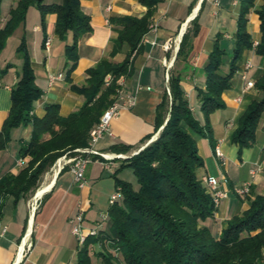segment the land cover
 Here are the masks:
<instances>
[{
    "label": "crops",
    "instance_id": "obj_1",
    "mask_svg": "<svg viewBox=\"0 0 264 264\" xmlns=\"http://www.w3.org/2000/svg\"><path fill=\"white\" fill-rule=\"evenodd\" d=\"M16 1H9L4 19H1L2 24ZM79 1L82 11L90 18L91 31L78 42V61L72 72L69 73L71 63L65 59V48L72 43V34L67 33L64 39L55 33V14H47L42 27L39 12L30 9L25 22L7 38L0 52V130L11 107V89L20 77L22 59L17 56L16 50L24 38L35 84L42 93L41 98L34 103L32 111V115L39 118L44 115L46 106L51 104L59 105V114L63 117L79 110L86 98L73 91L71 86L83 87L88 78L87 71L102 59L115 64L127 59L129 75L118 81L124 84V92L127 95L135 97V105L121 109L118 117L110 124V134L101 138L94 148L105 154H121L111 150L112 147L120 145L130 147L127 154L142 150L158 135V132H154L157 107L165 93L169 94L166 74L169 75L175 68V57L181 38L191 29L193 20L197 21L199 28L197 35L192 39V49L187 58L189 69L183 72L181 88L193 117L202 126L203 114L197 96V89H203L205 85L202 70L208 63V56L215 43L218 42L225 52L222 66L227 65V69L222 71L224 74L228 72L241 0H158L149 25L150 27L157 24L156 31H150L148 28L135 51L129 53L128 46L123 45L113 57L109 53L115 31L114 26L109 23V18H141L147 8L141 5L139 0ZM60 2L61 0L44 1L47 5ZM261 4L262 0H255L248 14L247 30L252 43H258L260 39V23L256 11ZM16 32L20 35L13 41L12 57L6 60L3 58L4 53ZM47 40L48 49L45 47ZM246 62H250L251 68L244 80L241 71ZM6 65H10V68L1 74ZM168 65L171 67L167 70ZM59 73L63 76L62 80L49 87L48 75ZM262 74L264 56L255 55L253 50L245 51L231 80L230 89L222 94L225 107L210 116V133L205 131L201 136L190 133L204 164L197 171L198 178L202 180L205 176H212L218 180L220 187L228 192V196L216 209L214 217L203 223L215 236L219 235L230 218L249 207L247 198L238 197L233 193L235 186L249 183L252 194L264 195V114L259 120L254 144L243 149L240 156L238 147L230 141L237 120L246 107L264 97V93L254 87L242 92L247 81L255 83ZM238 97L241 98L239 103L235 101ZM167 117L168 115L165 119ZM229 121L233 122V127L227 126ZM31 129V124H28L12 130L9 142L5 148L0 149V177L7 173L17 174L26 163L27 159H21L18 151L21 145L28 142ZM216 147L221 150L223 158L215 155ZM89 159L84 173L85 186L82 188L74 183L68 169L57 172L51 167L49 172L44 173L37 191L45 190L32 216L30 198L14 201L9 197L4 201L0 218V264L15 263L17 247L25 232L30 233L32 249L20 264H75L81 245L72 234L71 220L79 212L83 214L84 233L95 227L98 222H102L101 230L106 232L107 221H102L101 216L107 215V201L116 189L113 175L120 180L134 183L119 176L122 160H115L109 168H104L100 157L90 156ZM134 186L137 187L135 184ZM101 253L113 255V250L108 244H95L90 247L91 256L99 259L102 258ZM113 264L123 263L118 259L113 261Z\"/></svg>",
    "mask_w": 264,
    "mask_h": 264
},
{
    "label": "trees",
    "instance_id": "obj_2",
    "mask_svg": "<svg viewBox=\"0 0 264 264\" xmlns=\"http://www.w3.org/2000/svg\"><path fill=\"white\" fill-rule=\"evenodd\" d=\"M44 1H16L7 20L0 24V52L7 38L25 22L30 9L39 12L42 27L45 16L52 13L56 15L55 33L60 38L69 32L72 34V43L65 48V59L71 63L70 73L78 61V42L91 31L90 18L82 11L79 0H61L58 4L49 5ZM157 2L139 0L147 8L141 18H109L115 31L110 42L111 57L123 45L128 46L129 53L135 51L148 31ZM254 3L255 0H241L228 72L224 74L221 69L225 52L218 42L202 70L205 85L203 89H197L203 114L202 126L193 117L181 88L183 72L189 69L187 58L192 49V39L198 33L197 21L193 20L191 29L183 34L175 57V68L168 76L169 94L165 93L156 111L154 132L158 135L136 155L122 160L119 167L132 170L137 187L113 175L116 188L121 190V198L109 205L106 218L109 232L101 231L98 237H87L75 264H91L90 247L95 244H108L113 250V255L101 253L103 264H113L118 259L123 264H264V195H254L250 190L243 197L247 198L249 207L230 218L218 236L213 235L203 223L214 217L216 208L197 176V171L204 164L190 134L201 136L205 131L210 133V116L225 107L222 94L230 89L245 51L253 50L255 55L264 56V0L256 11L260 39L254 48L247 30L248 14ZM16 54L22 59L20 77L11 89V107L0 130V149L9 142L13 129L28 124L32 129L28 142L18 151L21 159H27L26 163L17 174L7 173L0 177V218L6 199L28 198L42 175L58 158L65 154L75 156V149L87 146L90 130L116 98L118 80L129 75L127 59L119 64L102 59L87 71L88 78L83 87L71 86L73 91L86 98L79 110L63 117L59 114V105L51 104L39 118L33 116L32 111L42 93L35 84L24 38ZM9 68L10 65H6L1 74ZM107 76L110 80L105 85ZM254 88L264 93V74L255 81ZM262 114L264 97L251 102L238 118L230 141L238 147L239 156L243 149L254 144ZM111 150L127 154L130 147L120 145Z\"/></svg>",
    "mask_w": 264,
    "mask_h": 264
},
{
    "label": "built area",
    "instance_id": "obj_3",
    "mask_svg": "<svg viewBox=\"0 0 264 264\" xmlns=\"http://www.w3.org/2000/svg\"><path fill=\"white\" fill-rule=\"evenodd\" d=\"M1 22H3L1 20ZM157 29V24H152L149 27L150 31H156ZM257 42H254L252 44L253 48L257 45ZM49 46V40L45 42V47L48 49ZM171 66H167V70ZM251 68L250 62H246L243 66V69L241 71L242 78L245 80L246 79V74L248 70ZM168 74H166V81H168ZM63 76L62 74H50L48 75L47 81H48V86L51 87L54 85L56 82L62 80ZM110 80V77L107 76L105 78V85H108V82ZM119 88L116 93V98L114 102L103 111L101 114L99 121L97 124H95L92 129L89 132V139L87 146L84 148L80 149H75L73 152L76 153L75 156H68L67 154L62 155L60 158H58L55 163L53 164L52 168L60 172L64 170L65 168L68 169V171L72 174L73 176V181L74 183L82 188L85 186V179H84V173L86 170V167L88 163L90 162L89 157L90 156H98L101 158L103 167L104 168H109L110 164L114 162L115 160H124L126 158H130L131 156L135 155L138 153L135 152L132 155H124V154H105V153H100L97 151L94 147L98 143V141L103 138L106 135L110 134L109 128L111 122L116 119L121 111L122 108H131L135 105V97L131 95H127L124 92V84L120 81H118ZM254 87V82L252 81H247L245 87L243 88L242 92L251 89ZM237 103L241 102V98L238 97L235 99ZM233 122L229 121L227 123L228 127H233ZM140 151V150H139ZM215 155L219 158H223V154L219 147L215 148ZM22 163V160L20 161ZM203 186L206 190V193L210 196L212 203L214 207L217 209L223 199H225L228 196V192L223 190L220 187V184L218 180L212 176H205L202 179ZM233 193L238 196V197H245L250 193V184L249 183H243L239 186H235L233 188ZM42 196V195H41ZM41 198V197H40ZM40 198H36L35 195L31 199V204H30V214L31 216L34 214V211L37 208V202ZM121 198V190L120 188H116L115 191L110 195L108 199V205H113L117 201H119ZM102 221H105L107 218V215H102L101 216ZM83 214L82 212H79L75 215V217L71 220L72 223V234L76 236L79 245L82 246L84 243L85 239L87 237H98L100 235L101 230V223L98 222L97 225L93 228H90L87 230L86 233L83 232ZM32 249V243L30 240V233L25 232L18 247H17V253H16V258H15V263L17 264L22 263L27 256L29 255L30 251Z\"/></svg>",
    "mask_w": 264,
    "mask_h": 264
},
{
    "label": "rangeland",
    "instance_id": "obj_4",
    "mask_svg": "<svg viewBox=\"0 0 264 264\" xmlns=\"http://www.w3.org/2000/svg\"><path fill=\"white\" fill-rule=\"evenodd\" d=\"M9 1L10 0H2V2H1V16H0V21H1V19H4L3 18V16L6 14V12H5V10L7 9V7H8V4H9ZM48 2L50 1H53V0H47ZM60 1V0H59ZM7 19H5V21H6ZM0 24H2L1 22H0ZM19 35H20V33L19 32H16L15 34H14V36H13V40L10 42V45H9V47L6 49V51H5V53H4V56H3V58L4 59H6V60H9L11 57H12V53H13V41H16L17 39H18V37H19ZM222 70H226L227 69V65H223L222 66V68H221ZM156 139V138H155ZM154 139V140H155ZM153 140V141H154ZM152 141V142H153ZM136 152V151H135ZM139 152V151H138ZM132 153H130V154H127L128 156L129 155H131ZM136 155V154H135ZM50 170V169H49ZM49 170H48V172H49ZM43 176L44 175H42V177H41V179H40V181H39V183H38V186H37V188L28 196V198H30V199H32L33 197H34V195H35V193L37 192V190H39V188H40V186H41V182L43 181ZM119 176L120 177H124V178H126V180H128V181H132L135 185H136V181H135V177H134V175H133V173H132V170L129 168V167H123L122 169H121V171H120V174H119ZM30 202H32V201H30ZM107 203H108V201H107ZM105 231L106 232H109V225H108V223L106 224V226H105ZM91 264H103V259L101 258V257H99V259H98V257H95V256H91Z\"/></svg>",
    "mask_w": 264,
    "mask_h": 264
},
{
    "label": "bare ground",
    "instance_id": "obj_5",
    "mask_svg": "<svg viewBox=\"0 0 264 264\" xmlns=\"http://www.w3.org/2000/svg\"><path fill=\"white\" fill-rule=\"evenodd\" d=\"M44 190H45V189H43V190H41V191H37V192L35 193V197H36L37 199L40 198L41 195L43 194Z\"/></svg>",
    "mask_w": 264,
    "mask_h": 264
},
{
    "label": "water",
    "instance_id": "obj_6",
    "mask_svg": "<svg viewBox=\"0 0 264 264\" xmlns=\"http://www.w3.org/2000/svg\"><path fill=\"white\" fill-rule=\"evenodd\" d=\"M64 39H66V37L64 36Z\"/></svg>",
    "mask_w": 264,
    "mask_h": 264
}]
</instances>
